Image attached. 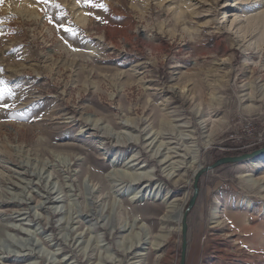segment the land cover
I'll use <instances>...</instances> for the list:
<instances>
[{"label": "rangeland", "instance_id": "obj_1", "mask_svg": "<svg viewBox=\"0 0 264 264\" xmlns=\"http://www.w3.org/2000/svg\"><path fill=\"white\" fill-rule=\"evenodd\" d=\"M92 2L0 0V264H180L195 173L264 146L251 0ZM253 179L201 176L186 264H264Z\"/></svg>", "mask_w": 264, "mask_h": 264}, {"label": "water", "instance_id": "obj_2", "mask_svg": "<svg viewBox=\"0 0 264 264\" xmlns=\"http://www.w3.org/2000/svg\"><path fill=\"white\" fill-rule=\"evenodd\" d=\"M264 155V146L261 148H258L252 152H246L242 153L239 155H230V156H224L219 158L217 161L214 163L207 165L206 167H202L199 171L195 173L194 177V192L193 195L189 201V204L185 210L184 216H183V221H182V235H183V240H182V252H181V263L180 264H186V256H187V229H188V223H187V217L189 214V211L192 210L194 207L198 194H199V184H200V179L201 176L208 171H211L217 167H220L225 164H236V163H242L245 161L253 160L255 158H258L260 156Z\"/></svg>", "mask_w": 264, "mask_h": 264}, {"label": "bare ground", "instance_id": "obj_3", "mask_svg": "<svg viewBox=\"0 0 264 264\" xmlns=\"http://www.w3.org/2000/svg\"><path fill=\"white\" fill-rule=\"evenodd\" d=\"M263 2H264V0H251L250 5H248L247 9H245V10L246 11H252V13L243 14V17H245L246 23L257 24L258 22H261V20L264 19V12H261L258 10L259 5ZM235 5H236V3L232 2L229 6L231 7V6H235ZM251 164L254 166L264 165V155L251 160ZM252 182L254 184L261 185V187H264V182H262L259 179H253ZM179 214H180L179 216H181V211Z\"/></svg>", "mask_w": 264, "mask_h": 264}, {"label": "snow or ice", "instance_id": "obj_4", "mask_svg": "<svg viewBox=\"0 0 264 264\" xmlns=\"http://www.w3.org/2000/svg\"><path fill=\"white\" fill-rule=\"evenodd\" d=\"M45 2H47V0H45ZM84 4L88 5V6H92V7H99V8H103L104 10H107L105 5L103 4H97V3H93L92 0H84ZM65 31H67L70 35H75V30L71 29V28H65ZM6 82L5 81H0V100H3L5 96H11L13 95V92L11 91V89L7 88L5 86ZM4 107H10L9 105L5 104L3 105Z\"/></svg>", "mask_w": 264, "mask_h": 264}]
</instances>
